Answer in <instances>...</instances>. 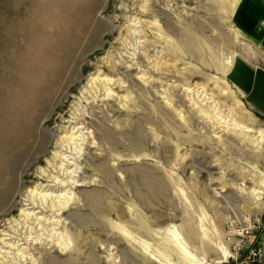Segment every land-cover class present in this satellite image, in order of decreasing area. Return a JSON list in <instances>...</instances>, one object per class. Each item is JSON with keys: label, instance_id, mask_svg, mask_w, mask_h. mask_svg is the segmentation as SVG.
Instances as JSON below:
<instances>
[{"label": "rangeland", "instance_id": "rangeland-1", "mask_svg": "<svg viewBox=\"0 0 264 264\" xmlns=\"http://www.w3.org/2000/svg\"><path fill=\"white\" fill-rule=\"evenodd\" d=\"M236 2L0 0V149L31 123L6 158L0 264H213L230 225L264 219V118L227 74L264 56Z\"/></svg>", "mask_w": 264, "mask_h": 264}, {"label": "crops", "instance_id": "crops-1", "mask_svg": "<svg viewBox=\"0 0 264 264\" xmlns=\"http://www.w3.org/2000/svg\"><path fill=\"white\" fill-rule=\"evenodd\" d=\"M232 13L237 33L264 56V0H237ZM227 74L229 82L245 102L264 118V63L236 57ZM258 240L262 242L259 264H264V219Z\"/></svg>", "mask_w": 264, "mask_h": 264}, {"label": "bare ground", "instance_id": "bare-ground-1", "mask_svg": "<svg viewBox=\"0 0 264 264\" xmlns=\"http://www.w3.org/2000/svg\"><path fill=\"white\" fill-rule=\"evenodd\" d=\"M40 74V76H38ZM36 78L34 77L32 85H29L26 83V80L22 82L20 87L25 90L24 94H18L19 89H17L15 92H12V101L15 103V107H19L21 110L25 112V109L30 108L34 106L36 102H32L33 100L37 99V95H39L35 90L42 86L43 84L49 82V79L51 78L52 72L50 71H45V72H40V73H35ZM16 113H20L17 117H24V115L21 111H15ZM22 113V114H21ZM10 121V120H9ZM31 123L28 122L27 125H22L17 123L16 121H12L11 124H6L5 131L6 133L13 135L10 137L11 139V145L10 146H5V149H0V172L4 171L2 174H0V209L5 208L8 204L9 196L11 193L14 191V179H13V172L15 171V167L10 166V164H7L8 159L11 156L15 157L16 152H19V144H15L14 138L16 135L21 134L23 135V132H26L31 126ZM39 138V137H38ZM41 145V141L38 144V147ZM2 155V158H1ZM13 157L11 159H13ZM17 157V155H16ZM10 168L8 172V168ZM7 168V169H6ZM6 172L10 175L9 177L8 174L6 175ZM226 254V253H225ZM217 263V262H215Z\"/></svg>", "mask_w": 264, "mask_h": 264}, {"label": "built area", "instance_id": "built-area-1", "mask_svg": "<svg viewBox=\"0 0 264 264\" xmlns=\"http://www.w3.org/2000/svg\"><path fill=\"white\" fill-rule=\"evenodd\" d=\"M262 219L247 218L241 223L229 226L230 246L223 260L213 264H259L261 262V245L258 232L262 226ZM233 237V238H232Z\"/></svg>", "mask_w": 264, "mask_h": 264}]
</instances>
